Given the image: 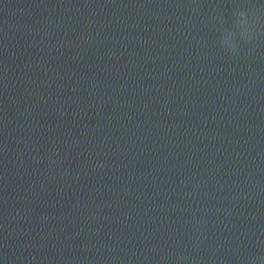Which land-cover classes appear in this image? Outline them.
<instances>
[{"label": "water", "instance_id": "water-1", "mask_svg": "<svg viewBox=\"0 0 264 264\" xmlns=\"http://www.w3.org/2000/svg\"><path fill=\"white\" fill-rule=\"evenodd\" d=\"M0 264H264V0H0Z\"/></svg>", "mask_w": 264, "mask_h": 264}]
</instances>
